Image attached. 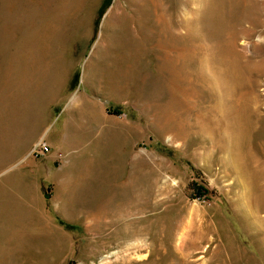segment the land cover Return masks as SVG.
<instances>
[{
    "label": "rangeland",
    "instance_id": "obj_1",
    "mask_svg": "<svg viewBox=\"0 0 264 264\" xmlns=\"http://www.w3.org/2000/svg\"><path fill=\"white\" fill-rule=\"evenodd\" d=\"M0 264H264V0H0Z\"/></svg>",
    "mask_w": 264,
    "mask_h": 264
},
{
    "label": "built area",
    "instance_id": "obj_2",
    "mask_svg": "<svg viewBox=\"0 0 264 264\" xmlns=\"http://www.w3.org/2000/svg\"><path fill=\"white\" fill-rule=\"evenodd\" d=\"M198 198H200V197H198Z\"/></svg>",
    "mask_w": 264,
    "mask_h": 264
}]
</instances>
